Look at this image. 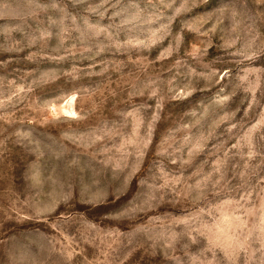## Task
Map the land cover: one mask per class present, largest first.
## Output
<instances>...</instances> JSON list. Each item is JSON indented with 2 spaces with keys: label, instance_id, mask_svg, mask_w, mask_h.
Here are the masks:
<instances>
[{
  "label": "rangeland",
  "instance_id": "374dc122",
  "mask_svg": "<svg viewBox=\"0 0 264 264\" xmlns=\"http://www.w3.org/2000/svg\"><path fill=\"white\" fill-rule=\"evenodd\" d=\"M0 264H264V0H0Z\"/></svg>",
  "mask_w": 264,
  "mask_h": 264
}]
</instances>
